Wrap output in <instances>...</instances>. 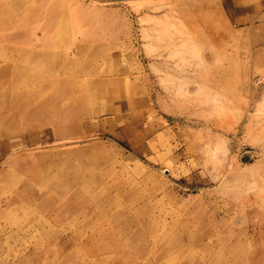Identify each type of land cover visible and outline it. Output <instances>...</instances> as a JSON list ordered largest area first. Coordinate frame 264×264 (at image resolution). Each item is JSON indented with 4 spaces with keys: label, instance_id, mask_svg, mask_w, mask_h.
Listing matches in <instances>:
<instances>
[{
    "label": "rangeland",
    "instance_id": "1",
    "mask_svg": "<svg viewBox=\"0 0 264 264\" xmlns=\"http://www.w3.org/2000/svg\"><path fill=\"white\" fill-rule=\"evenodd\" d=\"M1 11L5 34L26 33L17 46L39 50L46 41L70 58V78L90 89L91 105L78 136L44 143L48 130L29 131V119L14 116L24 104L2 100L5 88L30 97L44 84L0 74V264H239L254 251L264 258V0H0ZM82 44L92 52L77 53ZM118 81L121 94L103 97L100 85L111 82V90ZM106 107L116 112L103 114ZM81 171L104 177L99 192L123 186L135 195L115 194L124 205L114 211L149 205L147 236L163 231L159 241L101 220L93 223L99 236L115 235L105 250L91 237L98 231H75L91 220L84 209L103 210L85 197L90 189L49 213L28 197L55 191L49 173ZM147 217L133 218L149 224ZM206 229L211 246L195 245Z\"/></svg>",
    "mask_w": 264,
    "mask_h": 264
},
{
    "label": "bare ground",
    "instance_id": "2",
    "mask_svg": "<svg viewBox=\"0 0 264 264\" xmlns=\"http://www.w3.org/2000/svg\"><path fill=\"white\" fill-rule=\"evenodd\" d=\"M2 13L3 11L0 12V15ZM3 18L5 19L6 15L1 19ZM49 28L50 27H48L47 29ZM5 31L6 30L0 29V74L15 72L17 74V77L21 81V86L25 85V81L37 80L38 82L40 81L44 84V89L40 91L41 93H29V97L26 96L28 94L23 95L24 91L21 90L12 91L11 93L7 94V91L9 92L10 89L5 88L4 90H2V92L4 94L6 93L7 97L6 95L2 96V100H5L6 102L16 100L24 104L20 111L16 112L14 116L23 119H29V121L27 120V128L29 131L36 130L40 132L43 130H48V138L47 136L42 137L44 139V143L50 144L52 139L54 141H62L69 137L71 138L73 136H78L80 134L78 129L82 127V124L88 118V113L90 114L89 110L87 109L89 108V105H91V91L87 88V86L84 87L83 83H81L79 80L70 78L71 74L74 72L73 68L69 66L71 64L70 58L62 52L57 53L56 51H54L55 46L53 44L47 45V43H45L46 41L42 43V48L39 50H33L30 48L27 49L22 47L21 45L17 46L16 43L19 44V38L22 39V37H24L26 33L16 32V35H7L5 34ZM9 41H12V43H8L10 45H7V42ZM51 47V51H46ZM76 48L77 53L84 51H86L87 53L92 52L91 49H89L88 45L82 44L76 46ZM212 59L213 56H206L205 61L209 62ZM40 67H42L43 70H40ZM87 67V64L85 65V67L80 66V68H83V70L84 68L87 69ZM40 71L44 73H40ZM110 85H112L111 82H104L100 85L101 89L105 90L106 93V95H103V97L107 99L110 97H117L121 94V90H119L121 86L120 83L117 85L113 83V88H111V90L109 89ZM187 93H191L190 88L187 89ZM35 94L37 95L36 97ZM109 109H107L106 107V109L103 110V114H107V112H109ZM110 110L116 112L115 109ZM13 149L14 148L12 147L10 150ZM82 152L83 151H78L76 153L78 155H83ZM85 152L87 155L89 151ZM93 152H91V156L94 154L97 155L96 157H101L100 152L96 150ZM71 153L72 152L70 151L61 152L62 156L65 158L69 157V154ZM23 155L24 154H21L20 157H17V159H15V161H21L22 158H24ZM40 162H44L43 157H39L36 159L35 163H37V167H41ZM34 172L36 174V171ZM83 172L84 171L80 172L82 173L80 174L81 177H77L75 174L72 176L65 175L61 177L57 176V174L52 176H50V173L48 174L49 176L46 174V176L50 178V184H48L49 187L47 188H55V191H53L52 194L44 193V191L42 190L35 191L34 193L30 191L28 192V197L35 196L38 199H42L44 206L43 208L48 210L49 213L52 211V206L65 204L69 202L74 197V195L79 193L81 190L83 191L84 188L88 190L90 189L89 191L91 192V194H88L85 197L87 199L90 198L93 201L102 202L104 205L103 210L101 212H99V210L93 212V210L90 208L84 209L83 211L85 212V215H87V217H90L91 220L88 226L83 223L81 224V222H76L73 226V229L75 231L88 229H93V232L98 231L91 237L93 239H96L97 242L101 243V245L104 246L105 250H109L111 248V243H109L108 239H113L115 235H109L105 231H100L101 235L99 236V224L93 225V223H99V221L101 220H108L116 224L126 222L127 226L130 225V229H133L135 226V231L140 232L141 235L148 237L149 242H151V240L159 241V239L163 235V231L160 235L153 236L152 234H150L147 236V233L149 232L148 230L151 229V227L155 224V222L153 221V212L150 211L151 208L149 205L148 207L146 206L147 204L143 203V206H141V208L139 209L132 204L125 205L121 210L114 211L112 207H114L115 205H124L121 201H118V199L115 197V194L117 195V197L119 195L122 197H128L130 201H133L135 195H133L128 188L123 186L122 188L117 189L116 192L108 191L107 189L100 190L99 192V186L103 185V183L105 182L103 181L104 177L90 178ZM112 174H114V172H112ZM24 191L25 190L19 191L21 193L17 195V199L22 196V192ZM7 209L9 210L10 206ZM139 215H142L144 217L148 215L149 217L147 218L150 223L147 224V221L145 220H136L135 218H133ZM38 223L41 225V228H44L45 230L50 228L49 225H45V223L41 220H39ZM207 227L211 228L212 224H207ZM22 232L23 230L19 229L16 234H21ZM185 235V233H172L170 236L185 238ZM208 235L209 234L207 233L206 229V231L201 235L202 237L197 240V243H195V245L202 247L209 246L204 242V238L208 237ZM130 241L132 243V240ZM262 241L259 243L264 246V241ZM169 245H171L170 241L168 242V246ZM261 245H259L260 248L262 247ZM156 247L157 245L154 246V248ZM178 247L183 250L185 248V245L181 242ZM142 248L143 246L140 247L139 250L143 251ZM241 248L243 249V251H245L247 247L244 246ZM259 251L262 250L259 249ZM115 253L117 254L118 252ZM126 255V253H121L119 256L122 257ZM204 260L205 261H203V259H198V263L203 262L204 264H213V260L211 259V257H208ZM116 261H118V259L113 258V262ZM109 262L112 261L109 260ZM149 262V259L146 261H142V259L138 257L137 264H148ZM153 262L155 264H163L164 260L158 257L155 258ZM215 262H217L216 259ZM239 264H264V258H259V256H257V253L254 251L251 256L245 259V261H240Z\"/></svg>",
    "mask_w": 264,
    "mask_h": 264
}]
</instances>
